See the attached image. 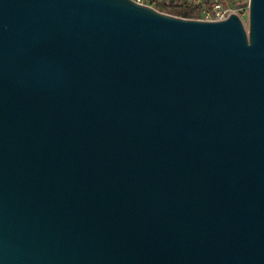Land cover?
<instances>
[{
  "label": "water",
  "instance_id": "1",
  "mask_svg": "<svg viewBox=\"0 0 264 264\" xmlns=\"http://www.w3.org/2000/svg\"><path fill=\"white\" fill-rule=\"evenodd\" d=\"M0 264H264V0H0Z\"/></svg>",
  "mask_w": 264,
  "mask_h": 264
},
{
  "label": "built area",
  "instance_id": "2",
  "mask_svg": "<svg viewBox=\"0 0 264 264\" xmlns=\"http://www.w3.org/2000/svg\"><path fill=\"white\" fill-rule=\"evenodd\" d=\"M136 4L147 6L148 0H132ZM249 0H186L187 4L196 8L193 20L219 22L227 15H235L245 25Z\"/></svg>",
  "mask_w": 264,
  "mask_h": 264
},
{
  "label": "rangeland",
  "instance_id": "3",
  "mask_svg": "<svg viewBox=\"0 0 264 264\" xmlns=\"http://www.w3.org/2000/svg\"><path fill=\"white\" fill-rule=\"evenodd\" d=\"M185 0H148L147 2V6L156 10L159 13L162 14H166V15H170V16H174V17H179L177 16L179 9L175 8V7H169V4L172 3H179ZM194 15H196L195 13L192 14V17H195ZM182 18V17H179ZM184 19H188V18H184ZM190 19H194V18H190Z\"/></svg>",
  "mask_w": 264,
  "mask_h": 264
},
{
  "label": "trees",
  "instance_id": "4",
  "mask_svg": "<svg viewBox=\"0 0 264 264\" xmlns=\"http://www.w3.org/2000/svg\"><path fill=\"white\" fill-rule=\"evenodd\" d=\"M169 7H175V8H178L179 9V12L177 14V16L179 17H182V18H195V17H192V14H196V8L187 4L186 1H182V2H179V3H172V4H169L168 5ZM196 16V15H194Z\"/></svg>",
  "mask_w": 264,
  "mask_h": 264
},
{
  "label": "crops",
  "instance_id": "5",
  "mask_svg": "<svg viewBox=\"0 0 264 264\" xmlns=\"http://www.w3.org/2000/svg\"><path fill=\"white\" fill-rule=\"evenodd\" d=\"M186 1V0H185Z\"/></svg>",
  "mask_w": 264,
  "mask_h": 264
}]
</instances>
